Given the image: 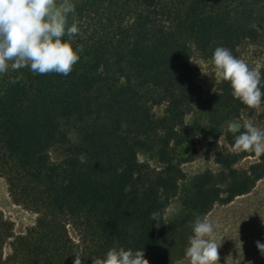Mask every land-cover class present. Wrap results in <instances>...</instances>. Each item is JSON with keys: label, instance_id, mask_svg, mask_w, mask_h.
<instances>
[{"label": "trees", "instance_id": "1", "mask_svg": "<svg viewBox=\"0 0 264 264\" xmlns=\"http://www.w3.org/2000/svg\"><path fill=\"white\" fill-rule=\"evenodd\" d=\"M70 2L67 23L78 27L71 43L80 47L72 71L0 74V177L12 201L37 214L33 227L15 235L0 210V264H73L76 257L92 264L120 247L142 249L145 264H177L196 216L207 218L264 178V154L233 146L243 126L225 130L251 108L224 80L205 94L191 63L194 51L211 59L218 46L239 58V47L258 37L264 0ZM259 73L264 81V68ZM198 140L220 169L188 181L182 165L194 156L177 149ZM54 147L64 152L57 163ZM249 157L257 161L239 169ZM180 193L181 211L167 219ZM154 212L159 227L149 219Z\"/></svg>", "mask_w": 264, "mask_h": 264}, {"label": "clouds", "instance_id": "2", "mask_svg": "<svg viewBox=\"0 0 264 264\" xmlns=\"http://www.w3.org/2000/svg\"><path fill=\"white\" fill-rule=\"evenodd\" d=\"M74 11L70 0H0V74L9 67H27L33 74L55 72L68 75L79 60L80 47L71 41L78 33L75 22L68 24L67 16ZM62 37H67L62 39ZM214 79L227 81L231 95L243 105L256 108L264 97L261 74L247 63L232 55L230 50L218 46L213 50ZM227 129L236 133L241 125L228 121ZM234 136V148L264 154V128L249 122ZM149 219L159 227L157 213ZM192 234L188 238L184 255L188 264H218V243L215 226L206 217L196 216L192 221ZM264 254V244L256 242ZM73 264H81L79 257ZM92 264H145L142 249L109 248L102 258Z\"/></svg>", "mask_w": 264, "mask_h": 264}, {"label": "rangeland", "instance_id": "3", "mask_svg": "<svg viewBox=\"0 0 264 264\" xmlns=\"http://www.w3.org/2000/svg\"><path fill=\"white\" fill-rule=\"evenodd\" d=\"M258 37L255 41H246L239 47V59L244 60L250 68L260 71L264 68V14L257 23ZM194 75L197 82L203 87L204 93L208 94L217 91L220 87V80L214 79L215 68L211 59L202 57L194 51L191 58ZM164 111V106L154 109L156 116H160ZM187 121L191 117H187ZM241 125L253 123L260 128H264V102L256 108H251L241 113L238 119L233 120ZM225 130L227 124H225ZM72 141H76L73 134ZM221 145L226 146L224 138L220 140ZM194 151L196 154H194ZM177 153L184 158L194 156L193 160L182 165L188 181L205 170L218 171L220 167L214 162V151L210 145L198 140L195 146H183L177 149ZM64 157L63 148L54 147L50 151V158L57 163ZM141 161L151 164L153 167L159 166L157 161L150 155L141 153ZM257 157L243 159L237 167L246 169L251 163L256 162ZM188 182L182 183V190ZM181 193L173 199L167 210V219L176 216L181 211ZM0 210L6 219L14 223L15 235L23 234L27 229L33 227L37 220V214L25 209L23 206L15 204L9 194L8 184L5 178L0 177ZM207 219L215 226V238L219 245L218 264H264V254L256 248V242L264 244V178L260 180L255 188L246 195L237 197L227 205L217 204L208 214ZM70 232L73 237L75 233ZM11 248L9 244L4 247V255L9 254ZM177 264H188L187 258Z\"/></svg>", "mask_w": 264, "mask_h": 264}, {"label": "built area", "instance_id": "4", "mask_svg": "<svg viewBox=\"0 0 264 264\" xmlns=\"http://www.w3.org/2000/svg\"><path fill=\"white\" fill-rule=\"evenodd\" d=\"M220 83H221V80H220Z\"/></svg>", "mask_w": 264, "mask_h": 264}]
</instances>
